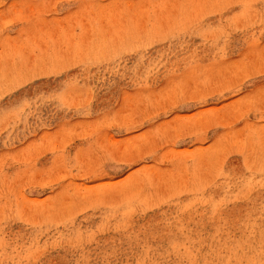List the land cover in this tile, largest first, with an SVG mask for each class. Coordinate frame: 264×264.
Wrapping results in <instances>:
<instances>
[{"label": "rangeland", "instance_id": "obj_1", "mask_svg": "<svg viewBox=\"0 0 264 264\" xmlns=\"http://www.w3.org/2000/svg\"><path fill=\"white\" fill-rule=\"evenodd\" d=\"M0 264H264V0H0Z\"/></svg>", "mask_w": 264, "mask_h": 264}]
</instances>
